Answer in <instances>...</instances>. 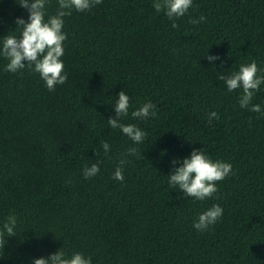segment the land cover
I'll return each mask as SVG.
<instances>
[{
	"label": "trees",
	"instance_id": "1",
	"mask_svg": "<svg viewBox=\"0 0 264 264\" xmlns=\"http://www.w3.org/2000/svg\"><path fill=\"white\" fill-rule=\"evenodd\" d=\"M18 2L0 0V38L20 35L15 21L29 13ZM153 3L73 9L63 28L68 80L54 91L27 67L5 71L0 56V226L18 220L0 264H32L62 248L92 264H264V84L255 113L240 107L242 88L228 92L217 78L253 60L264 69V0H193L178 28ZM58 7L48 0V15ZM121 91L131 107L120 122L145 131L142 144L108 124ZM149 101L156 116L133 119ZM212 112L219 119L210 122ZM132 147L142 159L126 155ZM193 150L232 165L203 201L168 182L172 161ZM97 162L100 172L85 179ZM215 204L222 218L195 229Z\"/></svg>",
	"mask_w": 264,
	"mask_h": 264
},
{
	"label": "clouds",
	"instance_id": "2",
	"mask_svg": "<svg viewBox=\"0 0 264 264\" xmlns=\"http://www.w3.org/2000/svg\"><path fill=\"white\" fill-rule=\"evenodd\" d=\"M103 0H58V9L55 15H48L46 5L48 0H19L18 4L29 13L28 19L17 18L15 23L20 35L17 36L10 32L6 37L0 38V56L9 62L5 71L15 73L25 69L34 71L46 83L49 91H54L57 85H63L68 80L65 65L62 57L64 56V42L67 33L63 31L64 17L71 16L72 10L85 12L92 7L99 5ZM193 6V0H154L153 7L157 12H165L170 20H173L172 27L178 28L175 19L183 17ZM204 17L191 20L193 24L204 21ZM212 61L219 57L207 56ZM27 62V65L25 64ZM217 78L224 82L228 92L237 89L243 90L239 98L241 108L249 109L251 112L261 113L260 105H251V101L260 86L264 84V69H260L255 60L250 64H241L238 71L230 74H218ZM131 98L121 91L115 104V117L108 119V124L113 129H120L123 134L129 137L134 143L142 144L147 133L135 124H122V118L129 115ZM156 105L152 102L145 103L140 109L131 113L133 119H145L149 116L155 117ZM219 119V114L212 112L209 114V121ZM105 152L111 150L107 142L102 143ZM126 155L137 156L142 159V153L137 148L132 147L127 150ZM128 163L127 159L122 158L117 167L113 179L123 181V166ZM173 171L168 176L169 184L178 187L187 198H194L199 201L210 199L219 191L217 182H221L232 174V165L219 160H213L205 150H193L190 158L173 160ZM179 164V167L175 165ZM100 172L99 162L85 166L83 175L85 179L92 178ZM223 216V208L215 204L208 210L200 214L198 221L194 223V228L198 231H206L215 225ZM17 216L9 215L6 221L0 226V259L5 258V246L8 237L16 236ZM32 264H92V258L83 253H73L68 256L63 250L47 258L34 259Z\"/></svg>",
	"mask_w": 264,
	"mask_h": 264
}]
</instances>
